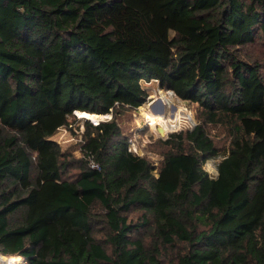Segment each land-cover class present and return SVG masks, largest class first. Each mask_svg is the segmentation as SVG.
Listing matches in <instances>:
<instances>
[{"label": "trees", "instance_id": "1", "mask_svg": "<svg viewBox=\"0 0 264 264\" xmlns=\"http://www.w3.org/2000/svg\"><path fill=\"white\" fill-rule=\"evenodd\" d=\"M264 0H0V255L26 264H264ZM200 107L129 151L145 84ZM83 120L82 158L53 139ZM228 125L221 151L208 132ZM222 157L217 177L204 169ZM90 161L99 165L93 169ZM139 212L136 219L131 213Z\"/></svg>", "mask_w": 264, "mask_h": 264}, {"label": "rangeland", "instance_id": "2", "mask_svg": "<svg viewBox=\"0 0 264 264\" xmlns=\"http://www.w3.org/2000/svg\"><path fill=\"white\" fill-rule=\"evenodd\" d=\"M245 52L253 54L256 57L264 58V46H252L245 49ZM152 88L150 90V96L148 100H152V105L148 106V101L137 111L128 114H122L120 117V125L124 128L126 134H128L129 139L135 138L136 135L139 136V145L142 148V155L149 158L155 165L160 167L164 157L162 147L154 144L157 139H167L168 136H162L158 126H148L151 124L148 119V114L162 116L168 123H171L174 116L183 115L186 113V108L191 110L195 116L197 125L201 123V110L197 104H193L189 101H183L178 98L175 94H172L170 91H165L159 89L158 84L153 81L151 83L145 84ZM146 108V111H144ZM78 119L81 121L74 123L73 120H70L71 124L68 128H61L58 133L53 137V139L61 146L63 151L73 152L77 159L82 158L81 153V135L84 132V122L87 120L80 118L75 114ZM83 117V116H81ZM104 119V116L102 117ZM147 119V120H146ZM93 125H97L92 120H89ZM147 121V122H146ZM102 122V121H100ZM169 131L170 128L168 127ZM208 132L211 135L212 139L216 142L217 147L221 150H227L230 143L229 138V127L228 125L218 124L211 125L208 127ZM172 134V133H171ZM166 135V134H165ZM222 157H216L209 160L205 165L204 169L209 173L212 178L217 177V167L221 162ZM139 212H133L130 215V218L136 219L140 217ZM21 264H26L24 259L21 258Z\"/></svg>", "mask_w": 264, "mask_h": 264}, {"label": "built area", "instance_id": "3", "mask_svg": "<svg viewBox=\"0 0 264 264\" xmlns=\"http://www.w3.org/2000/svg\"><path fill=\"white\" fill-rule=\"evenodd\" d=\"M158 84V81H155ZM151 83V82H150ZM171 92V91H170ZM172 94H174L173 92H171ZM148 106H151L152 100H148ZM146 101V102H147ZM186 113L183 115H177L174 116L171 123H168V127L170 128V131L166 133L165 136L170 135L171 133H180V132H184V131H190L193 130L196 126H197V122L195 119V116L193 114V112L191 110H188V108L185 109ZM103 121H110L112 120V115H105L104 119H102ZM147 120V119H146ZM147 122V121H146ZM147 124H150L147 122ZM151 126V125H148ZM129 151L131 153H133L134 155L140 156V157H145L142 155V148L139 145V136L136 135L135 138L130 139V144H129ZM90 166L93 169H99V165L94 162V161H90Z\"/></svg>", "mask_w": 264, "mask_h": 264}, {"label": "bare ground", "instance_id": "4", "mask_svg": "<svg viewBox=\"0 0 264 264\" xmlns=\"http://www.w3.org/2000/svg\"><path fill=\"white\" fill-rule=\"evenodd\" d=\"M144 111H146V108H144ZM76 114L80 118H84V119L86 118V119L92 120L96 124H98L102 120V117L104 116V115H97V114H85V113H79V112H77ZM148 119H149L151 126L154 127V126L159 125L164 135L167 132H169V129L166 124L167 121L162 116L148 114ZM21 260H22L21 257H16V256L7 257V256L0 255V264H21L20 263Z\"/></svg>", "mask_w": 264, "mask_h": 264}, {"label": "water", "instance_id": "5", "mask_svg": "<svg viewBox=\"0 0 264 264\" xmlns=\"http://www.w3.org/2000/svg\"><path fill=\"white\" fill-rule=\"evenodd\" d=\"M141 108V107H140ZM86 119V118H85ZM87 120H89V119H87ZM101 121H103V120H101ZM158 131H159V133L164 137L165 135L162 133V129H161V127H159L158 128Z\"/></svg>", "mask_w": 264, "mask_h": 264}]
</instances>
